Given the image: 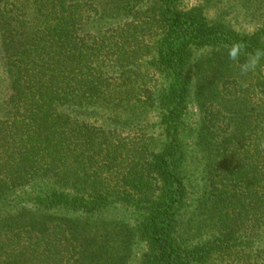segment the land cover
Masks as SVG:
<instances>
[{"label":"trees","instance_id":"obj_1","mask_svg":"<svg viewBox=\"0 0 264 264\" xmlns=\"http://www.w3.org/2000/svg\"><path fill=\"white\" fill-rule=\"evenodd\" d=\"M204 1L0 0V264H264V0Z\"/></svg>","mask_w":264,"mask_h":264},{"label":"rangeland","instance_id":"obj_2","mask_svg":"<svg viewBox=\"0 0 264 264\" xmlns=\"http://www.w3.org/2000/svg\"><path fill=\"white\" fill-rule=\"evenodd\" d=\"M182 4L184 7L186 8H192V7H198V6H204L205 5V1L204 0H182ZM219 11H217L214 8H211L208 13L207 16H209L210 18H216L218 15ZM229 19L234 20L233 23L235 24L236 28H240V27H244L246 26V24L243 23V20L241 17H239L237 15V10H232V14L229 17ZM197 108L195 107L194 104H190L188 109H187V116L185 118V120L189 123V124H193V120H195V117H193V115L196 113ZM150 118V123L152 124H157L159 123V116L154 114H151L149 116ZM159 127L157 128H150V132H152L154 135H157L159 133ZM153 143H155L156 141L153 140ZM195 179V177H194ZM195 182V181H194Z\"/></svg>","mask_w":264,"mask_h":264},{"label":"clouds","instance_id":"obj_3","mask_svg":"<svg viewBox=\"0 0 264 264\" xmlns=\"http://www.w3.org/2000/svg\"><path fill=\"white\" fill-rule=\"evenodd\" d=\"M227 55L229 59L238 61L239 58L244 55V46L240 43H233L227 49ZM261 58H264V51L257 50L254 54L247 55L244 63L240 64V71L242 73H248L253 71Z\"/></svg>","mask_w":264,"mask_h":264}]
</instances>
